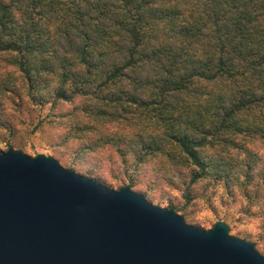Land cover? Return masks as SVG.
I'll return each instance as SVG.
<instances>
[{"label": "trees", "instance_id": "obj_1", "mask_svg": "<svg viewBox=\"0 0 264 264\" xmlns=\"http://www.w3.org/2000/svg\"><path fill=\"white\" fill-rule=\"evenodd\" d=\"M25 109L64 167L158 206L179 190L189 224L222 187L264 254V0H0V134L28 154Z\"/></svg>", "mask_w": 264, "mask_h": 264}, {"label": "water", "instance_id": "obj_2", "mask_svg": "<svg viewBox=\"0 0 264 264\" xmlns=\"http://www.w3.org/2000/svg\"><path fill=\"white\" fill-rule=\"evenodd\" d=\"M230 230L189 224L50 155L0 151V264H264Z\"/></svg>", "mask_w": 264, "mask_h": 264}, {"label": "rangeland", "instance_id": "obj_3", "mask_svg": "<svg viewBox=\"0 0 264 264\" xmlns=\"http://www.w3.org/2000/svg\"><path fill=\"white\" fill-rule=\"evenodd\" d=\"M35 117L37 116L30 115L29 109H25L23 110L22 116L20 117L22 120L13 118L16 126V132L21 136V139L18 137L17 140L25 141V145L23 146L28 149V155L36 156L40 153L52 155L54 152L52 144H54L55 135L59 133L55 132L56 129L50 126L48 128H45L46 132L39 130L34 132V124H31L30 121L33 118L35 119ZM9 137L12 138L9 133L2 132L0 134V149H14L9 148L8 146ZM252 144L260 154H264V139L258 137ZM110 177H112L111 174ZM114 186L115 187L113 189H118L117 184H115ZM166 189L168 188L166 187ZM166 189L160 185L152 191V194H150V196L151 198H153V201L156 204L159 202L164 208L168 206L173 200L179 205L184 204L181 191H172L168 189L167 191L170 193L166 194ZM221 190L222 187L212 186L211 188H209V190L205 191L204 195H202L200 199H197L193 204H191V206L187 208V212L194 219L191 223L204 229H211L219 219H228L229 226L231 227L230 233L233 236H237L249 241L247 238H245L247 235H245L244 233L251 232V230L255 229L257 227V221L248 223L242 218L241 212L237 205L230 202L223 203L221 199L217 198V193ZM210 195H212L214 198L212 199L213 203L207 202L206 197ZM261 246L264 247V242L263 244H261Z\"/></svg>", "mask_w": 264, "mask_h": 264}]
</instances>
